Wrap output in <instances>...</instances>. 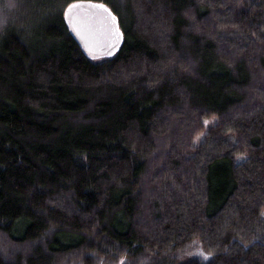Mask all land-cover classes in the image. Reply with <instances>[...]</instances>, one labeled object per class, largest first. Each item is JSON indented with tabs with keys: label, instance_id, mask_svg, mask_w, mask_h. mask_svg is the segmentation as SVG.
I'll return each mask as SVG.
<instances>
[{
	"label": "trees",
	"instance_id": "1",
	"mask_svg": "<svg viewBox=\"0 0 264 264\" xmlns=\"http://www.w3.org/2000/svg\"><path fill=\"white\" fill-rule=\"evenodd\" d=\"M194 240L264 264V0H0V264H200Z\"/></svg>",
	"mask_w": 264,
	"mask_h": 264
},
{
	"label": "water",
	"instance_id": "2",
	"mask_svg": "<svg viewBox=\"0 0 264 264\" xmlns=\"http://www.w3.org/2000/svg\"><path fill=\"white\" fill-rule=\"evenodd\" d=\"M78 7L71 12V19L64 21L72 36L78 42L83 53L92 59L110 55L116 50L123 40V33L117 27V20H112L113 14L107 9L102 10L96 3H74ZM67 10V9H66ZM118 29L121 38L113 44L109 38V32Z\"/></svg>",
	"mask_w": 264,
	"mask_h": 264
},
{
	"label": "rangeland",
	"instance_id": "3",
	"mask_svg": "<svg viewBox=\"0 0 264 264\" xmlns=\"http://www.w3.org/2000/svg\"><path fill=\"white\" fill-rule=\"evenodd\" d=\"M214 121L213 118L204 120L206 127ZM182 254L184 257H188L191 260H194L200 264H204L210 260V255L200 246L199 242L191 241L182 246Z\"/></svg>",
	"mask_w": 264,
	"mask_h": 264
},
{
	"label": "snow or ice",
	"instance_id": "4",
	"mask_svg": "<svg viewBox=\"0 0 264 264\" xmlns=\"http://www.w3.org/2000/svg\"><path fill=\"white\" fill-rule=\"evenodd\" d=\"M76 7H78V5H76V4H69L68 5L67 10L64 12V16L66 19L72 18L71 12ZM94 7H98L102 10L107 11V9L105 8V5H103V4L95 5ZM115 19H116L115 16H112V20L115 21ZM109 38L112 40L113 44H115L121 38V33L119 32L118 29L112 30L109 32Z\"/></svg>",
	"mask_w": 264,
	"mask_h": 264
}]
</instances>
